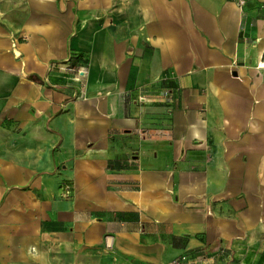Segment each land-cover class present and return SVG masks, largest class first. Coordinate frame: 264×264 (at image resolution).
<instances>
[{
	"label": "crops",
	"instance_id": "1",
	"mask_svg": "<svg viewBox=\"0 0 264 264\" xmlns=\"http://www.w3.org/2000/svg\"><path fill=\"white\" fill-rule=\"evenodd\" d=\"M182 255L264 264V0H0V264Z\"/></svg>",
	"mask_w": 264,
	"mask_h": 264
},
{
	"label": "built area",
	"instance_id": "2",
	"mask_svg": "<svg viewBox=\"0 0 264 264\" xmlns=\"http://www.w3.org/2000/svg\"><path fill=\"white\" fill-rule=\"evenodd\" d=\"M239 3H242L243 0H238ZM83 75V71L82 70H78L77 71V75L76 77L74 78L75 80H79L80 76ZM167 264H190L189 263V259L187 258V256L185 255H182V256H179V257H176L174 259H172L169 263Z\"/></svg>",
	"mask_w": 264,
	"mask_h": 264
}]
</instances>
